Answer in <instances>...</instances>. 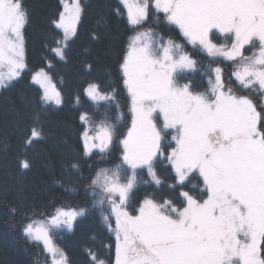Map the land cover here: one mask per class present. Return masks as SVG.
Listing matches in <instances>:
<instances>
[{"label":"snow or ice","instance_id":"6c2138e0","mask_svg":"<svg viewBox=\"0 0 264 264\" xmlns=\"http://www.w3.org/2000/svg\"><path fill=\"white\" fill-rule=\"evenodd\" d=\"M62 4L53 20L59 31L49 48V69L54 61L67 63L70 46L79 38L81 0ZM113 11L126 17L134 34L120 64L131 112V127L119 137L122 163L94 169L88 177L78 157L62 167L80 172L78 179L87 181L102 211L107 205L103 220L115 233V264H264V108L258 110L250 95L264 96V0H118ZM152 19L172 26L187 44L213 59L235 64L232 80L225 81L223 69L215 67L203 91L182 82L184 70H194L196 61L174 41L157 46L147 28ZM27 22L23 0H0V88L13 86L27 67ZM32 82L42 90L45 105L63 104L49 71H36ZM240 90L246 91L237 94ZM85 95L94 104L114 99L96 83L88 84ZM79 119L82 156L112 149L119 132L114 120L94 128L88 113ZM42 138L33 127L25 144ZM161 159L181 187L199 177L202 194L181 191L183 199H138L139 176L146 174L156 186L162 183L155 170ZM21 166L30 164L23 160ZM85 214L84 209L53 206L43 220L28 219L22 233L42 247L50 264H71L53 230L72 231ZM89 259L105 264L97 254Z\"/></svg>","mask_w":264,"mask_h":264},{"label":"trees","instance_id":"16d2710c","mask_svg":"<svg viewBox=\"0 0 264 264\" xmlns=\"http://www.w3.org/2000/svg\"><path fill=\"white\" fill-rule=\"evenodd\" d=\"M81 3L84 12L79 38L70 46L68 61H54L55 66L49 69L46 67L52 58L49 48L54 32L59 31L54 29L53 20L63 11L62 0H23L28 14L24 30L27 67L13 86L0 91V264H49L42 247L28 241L22 228L28 219L43 220L53 206L86 210L75 222L72 232L53 236L71 264H90V253L97 254L105 264H115V233L103 220L107 205L102 211L88 190L87 181L78 179L80 172L64 171L62 165L72 156L80 158L85 177L94 169H115L121 165L119 137L126 135L131 127V112L120 64L134 34L126 17L114 14L118 0H81ZM147 28L154 33L152 38L156 44L174 41L196 61V71L183 74L182 82L194 83V88L203 91L215 67L223 69L225 81L232 80L235 64L204 54L187 44L178 30L159 20H150ZM93 34L98 39H92ZM40 69L53 76L63 96L61 106L45 105L40 99L42 90L32 82V75ZM90 83L98 84L114 99L94 104L85 95ZM229 86L234 90L239 87ZM243 91L246 90L237 94ZM250 95L261 107L258 93ZM82 113L89 114L94 128L115 121L119 132L110 151L94 152L93 158L82 156L84 125L79 119ZM33 127L42 131L43 138L26 146L25 138ZM23 160L29 162L28 169L22 168ZM155 170L162 183L156 186L148 182L150 177L142 174L138 177V199L148 195H155L157 199H183L179 196L181 191L200 194L203 185L199 177L181 187L173 179L174 173L166 160L158 161ZM68 188L73 190L66 191ZM111 223L114 228V216Z\"/></svg>","mask_w":264,"mask_h":264},{"label":"rangeland","instance_id":"374dc122","mask_svg":"<svg viewBox=\"0 0 264 264\" xmlns=\"http://www.w3.org/2000/svg\"><path fill=\"white\" fill-rule=\"evenodd\" d=\"M151 39L154 41V42H156L157 43V41L155 40V39H153L152 37H151ZM161 43H159L158 42V44H157V46H159ZM181 51V50H180ZM200 51H202V50H200ZM203 52V51H202ZM204 53V52H203ZM204 54H206V53H204ZM207 55V54H206ZM249 55H251V53H249ZM25 63H26V58H25ZM235 68H236V70H237V66L235 65ZM4 72H6L7 71V69L5 68L4 70H3ZM196 71V66H195V69L194 70H188V69H185L184 70V73L183 74H185V73H194ZM185 76V75H184ZM184 80V79H183ZM16 81H14L13 83H15ZM193 85H194V83H192ZM38 86V85H37ZM39 87V86H38ZM198 87V86H197ZM199 88V87H198ZM3 88H0V91L2 90ZM258 101H259V104H260V106L263 108L264 107V96H262V95H260V94H258ZM52 106H55L54 104L52 105ZM57 107V106H56ZM261 107H258L257 106V108H258V110L261 108ZM96 152H98V151H96ZM202 189H203V186H202V188L200 189V194H202ZM66 210H70V209H66ZM80 218V217H79ZM78 218V219H79ZM77 219V220H78ZM60 232H72V231H67L66 229H58V230H53V236L54 235H56L57 233H60ZM49 264H50V260H49Z\"/></svg>","mask_w":264,"mask_h":264}]
</instances>
